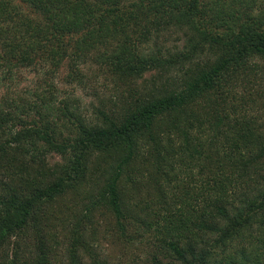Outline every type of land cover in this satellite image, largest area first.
Here are the masks:
<instances>
[{
	"label": "trees",
	"instance_id": "1",
	"mask_svg": "<svg viewBox=\"0 0 264 264\" xmlns=\"http://www.w3.org/2000/svg\"><path fill=\"white\" fill-rule=\"evenodd\" d=\"M261 79L264 0H0V264H264Z\"/></svg>",
	"mask_w": 264,
	"mask_h": 264
},
{
	"label": "rangeland",
	"instance_id": "2",
	"mask_svg": "<svg viewBox=\"0 0 264 264\" xmlns=\"http://www.w3.org/2000/svg\"><path fill=\"white\" fill-rule=\"evenodd\" d=\"M168 44H172V42H168ZM27 71H24L22 78L20 80V83H22V85H24L25 83H29L31 82V80L33 79L32 74L30 73H25ZM62 76L65 74L64 71H61ZM62 81V82H60ZM60 82V87L63 91L65 92H71L74 87H72L71 85H69L68 83L64 82V79L62 77V79L60 78L59 80ZM259 84L254 85V89H258L260 87L264 88V80L261 79L260 81V86H258ZM95 86L98 87L99 91L101 92L100 95H109L111 93V91H113L111 84L107 85L108 88H104L101 84V82H99L98 84L95 83ZM249 87L250 84H249ZM251 89V88H250ZM252 88V91H255ZM88 90H84L82 87L76 88L75 93L76 95H78L79 97L82 98V101L84 104H88L90 102H95V98L93 96H89L87 95ZM239 95H241V93H239ZM258 117L260 115H264V110H262L261 108L257 111L254 112ZM133 177L136 178L137 185H144L145 183V179L142 175L140 174H132ZM138 181H141V184L138 183ZM131 184L128 185L129 191L128 194L131 197L130 199H132L133 201L139 200L140 199V194L143 196L145 189L143 187L139 188V189H133L130 187ZM134 197H132V196ZM136 199V200H135ZM60 210L56 211V217L58 218H62L66 221V229L63 230L61 229L62 225L59 223V221H55L53 220V222L56 224V228L53 229V231H57L59 234L58 236L61 235L62 231H68V228H72V218H73V214L74 212L77 211H81L82 209V205L81 202H79L78 200H76V195L73 194H68L64 200L60 201L59 207ZM53 211V210H52ZM58 218V219H59ZM96 222H97V233L95 235L96 237V243L101 246L103 248V252L105 255H107L109 257V262L112 264H131V262L137 257V262L138 259L140 258V256L144 255V249H143V243L140 244L139 242H135V243H127L121 240L117 239V236L115 235V233L113 231H110V226L108 224V222H112V219L109 218H105L102 216H97L95 218ZM73 223V222H72ZM68 225V226H67ZM92 239V238H91Z\"/></svg>",
	"mask_w": 264,
	"mask_h": 264
}]
</instances>
